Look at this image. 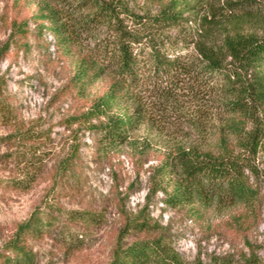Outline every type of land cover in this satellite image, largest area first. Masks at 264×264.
<instances>
[{
    "label": "rangeland",
    "instance_id": "374dc122",
    "mask_svg": "<svg viewBox=\"0 0 264 264\" xmlns=\"http://www.w3.org/2000/svg\"><path fill=\"white\" fill-rule=\"evenodd\" d=\"M175 1L189 21L168 35L210 45L227 32L264 36V0ZM127 2L139 14L170 3ZM44 11V0H0V264H17L6 256L18 246L32 255L30 264H110L117 241L150 235L124 231L143 219L163 231L183 264H264V151L226 127L215 88L182 76L149 81L140 92L144 122L128 141L102 148L89 129L102 116L85 114L110 78L84 91L71 80L94 36L82 32L79 43L64 45L40 18ZM182 52L193 53L192 44ZM252 129L248 122L239 133ZM179 148L241 164L258 191L254 215L235 225L238 207L199 204L195 214L172 205L181 175L169 157ZM33 213L43 227L21 233Z\"/></svg>",
    "mask_w": 264,
    "mask_h": 264
},
{
    "label": "trees",
    "instance_id": "16d2710c",
    "mask_svg": "<svg viewBox=\"0 0 264 264\" xmlns=\"http://www.w3.org/2000/svg\"><path fill=\"white\" fill-rule=\"evenodd\" d=\"M169 2L156 13L139 14L127 0H44L46 13L40 18L50 22L59 42L79 43L82 32L94 36L92 45L74 64L71 80L77 88L84 91L100 78H110L107 90L85 114L102 116L89 129L97 134L102 148L128 141L130 132L144 122L146 105L140 99L144 86L163 77L182 76L200 87H214L220 106L229 115L226 127L246 136L245 142L254 149L264 151V36L227 32L218 44L210 45L168 35L164 30L189 21L182 15L185 5ZM191 44L193 53L182 52ZM124 102L130 104L125 106ZM248 122L253 129L240 134ZM169 163L181 175L180 185L169 194L172 205L188 206L195 214L200 213L199 204L238 207L242 214L233 219L235 225L243 215H254L258 191L249 183L241 164L192 148L177 149ZM42 222L33 213L19 230L35 231L43 227ZM51 222L46 220L47 225ZM156 226L144 219L127 223L125 232L143 230L150 235L126 244L117 241L110 264H183L163 231L153 229ZM12 252L7 260L32 262V255L20 246ZM244 262L251 264V259Z\"/></svg>",
    "mask_w": 264,
    "mask_h": 264
}]
</instances>
